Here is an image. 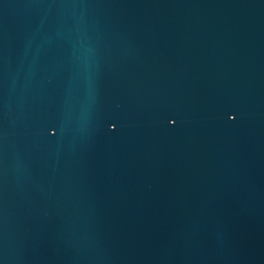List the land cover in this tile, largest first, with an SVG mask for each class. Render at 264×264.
Returning a JSON list of instances; mask_svg holds the SVG:
<instances>
[{
  "label": "water",
  "instance_id": "obj_1",
  "mask_svg": "<svg viewBox=\"0 0 264 264\" xmlns=\"http://www.w3.org/2000/svg\"><path fill=\"white\" fill-rule=\"evenodd\" d=\"M0 264H264V0H0Z\"/></svg>",
  "mask_w": 264,
  "mask_h": 264
}]
</instances>
